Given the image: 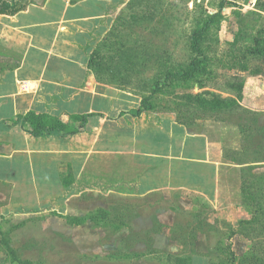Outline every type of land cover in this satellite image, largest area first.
<instances>
[{
	"label": "rangeland",
	"instance_id": "rangeland-1",
	"mask_svg": "<svg viewBox=\"0 0 264 264\" xmlns=\"http://www.w3.org/2000/svg\"><path fill=\"white\" fill-rule=\"evenodd\" d=\"M89 2L86 45L54 67L46 95L39 90L32 104L37 130L54 128L52 135L32 141L6 127L1 136L0 264H264V85L249 91L264 84V52L252 53L264 49V0ZM198 31L199 55L190 43ZM95 51L110 71L89 65ZM126 52L134 56L120 66ZM192 58L206 59L205 87L154 92L158 78ZM236 78L246 95L231 110L204 111L180 98L236 99ZM147 98L154 109L135 117ZM181 109L193 125L176 121ZM26 115L19 118L31 128ZM159 134L174 141L149 150ZM30 148L52 149L54 158ZM148 152L162 165L151 166L158 163ZM162 178L161 190L146 192L148 180Z\"/></svg>",
	"mask_w": 264,
	"mask_h": 264
},
{
	"label": "crops",
	"instance_id": "crops-1",
	"mask_svg": "<svg viewBox=\"0 0 264 264\" xmlns=\"http://www.w3.org/2000/svg\"><path fill=\"white\" fill-rule=\"evenodd\" d=\"M6 1L16 6L20 0ZM89 5V0H79L75 3L71 0H46L44 5H39L35 0L31 3H24V6L17 7L16 10L0 13V141L1 136L6 134V127L17 130L18 134H20L18 131H22L24 135H29L32 141H41L45 139V136L52 135L47 134L40 137L31 135L26 131L19 116L23 113L37 112L38 107L32 104L35 101L38 102L37 92L39 90L46 95V86L55 79L54 67L69 64L71 55L78 57L79 52L83 50L81 46L86 45L87 34L92 31L88 20L94 15V10L87 8ZM29 83L34 86L38 85L39 88L35 87L29 92L23 90L22 84L28 85ZM263 85L260 83L259 88L256 86L249 91L256 94V91L262 90ZM15 117L17 120L11 123L10 120ZM87 123L86 118L83 128L85 130L88 128ZM63 137L55 138L53 141L59 144ZM149 139V150L155 145L159 152L167 139L168 142L174 141L173 137L169 139L162 134L153 135ZM155 141L157 144L153 143ZM29 151L31 155L39 158L45 157L47 162L54 158L52 149L34 150L30 148ZM147 154L148 161L158 163L151 166L162 165L159 153L156 160H154L155 154L149 152ZM157 167L152 170L160 173ZM163 176L160 175V177ZM163 178L157 181L148 180L145 184L147 185L146 192L161 190Z\"/></svg>",
	"mask_w": 264,
	"mask_h": 264
},
{
	"label": "trees",
	"instance_id": "trees-1",
	"mask_svg": "<svg viewBox=\"0 0 264 264\" xmlns=\"http://www.w3.org/2000/svg\"><path fill=\"white\" fill-rule=\"evenodd\" d=\"M12 8L13 6L10 5L9 2H7L6 0H0V13H7V12H10L11 10L17 9V8L15 9L14 8L12 9ZM200 37H201V32L199 31L194 32L192 40L190 42L192 51L198 53V55L199 53H202L201 47H200V40H199ZM263 52H264V49H261V48H257L256 50L252 51V53L259 54V55H261ZM131 56H134L132 52L131 54L126 52L122 54L121 57L118 56L117 59L119 58V60L121 61L119 65L121 66L124 64V67H125V64H126V62H124L125 57H127V59H130ZM205 62H206L205 58H192L190 62L186 64L183 69L180 68L177 71L168 70L166 74L164 75L163 82L160 83L159 78L155 81L156 88L154 86V92L159 93L165 88H171L172 91H174L175 87H178L179 85H182L183 83L187 84L193 81L199 84V88L205 87L206 82L204 79H202V75L207 71V65ZM127 63L129 62L127 61ZM135 64H136L135 62L132 63L133 66H135ZM89 65L93 67L94 70L96 69L98 70V68L99 69L104 68V70L110 71L108 65L102 63V59L98 51H95L92 53L90 60H89ZM129 67L130 66H127V69H129ZM115 68H118V66L116 65ZM244 69L247 70V67ZM118 72L121 73L122 70L118 68ZM259 72L260 70L253 71L254 74H259ZM229 87L237 93L236 99H226V98H222L218 96H214L212 99H207L205 96H203L200 93L194 94L192 92L187 93L181 96L180 98L185 99L186 105H197L200 108H202L204 111H222V110L227 111V110L233 109L234 107L239 106L241 100L244 98L243 93H244V87H245V80L236 78L235 81L229 84ZM153 109H154V106L151 104V101L148 98L143 99L141 107L137 110L135 116L140 117L144 112L153 110ZM194 115H198V114H194ZM183 116L184 114H182V109L180 111L178 110L176 121L179 124H182L184 126L193 125L191 121L183 120L184 119ZM40 117L41 116H39L35 112H28L27 115L24 117V122L26 123V125L27 123L31 125V128L25 127L26 131H28L31 135L35 137H40V136H44L47 134H51L55 130L54 128H47V130H45L44 132H39L37 129H39V127L41 126H37L38 123L36 121ZM84 121L85 119L83 120V123L81 126L82 129L84 128ZM260 178L264 179V175H262ZM245 182L246 181L243 175L242 176V194H243V197L244 196L246 197V195H249L250 197L252 196V193L248 192L247 185ZM246 223L253 224V222H249V221L244 222L241 220L239 226H242L243 224H246ZM179 263H182V262H179Z\"/></svg>",
	"mask_w": 264,
	"mask_h": 264
}]
</instances>
